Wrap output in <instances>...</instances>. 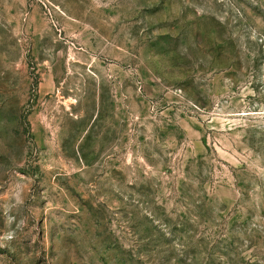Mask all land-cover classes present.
<instances>
[{
    "label": "rangeland",
    "instance_id": "374dc122",
    "mask_svg": "<svg viewBox=\"0 0 264 264\" xmlns=\"http://www.w3.org/2000/svg\"><path fill=\"white\" fill-rule=\"evenodd\" d=\"M0 264H264V0H0Z\"/></svg>",
    "mask_w": 264,
    "mask_h": 264
}]
</instances>
